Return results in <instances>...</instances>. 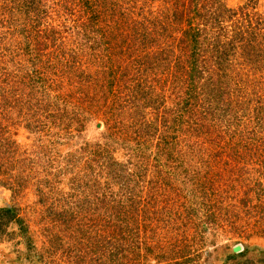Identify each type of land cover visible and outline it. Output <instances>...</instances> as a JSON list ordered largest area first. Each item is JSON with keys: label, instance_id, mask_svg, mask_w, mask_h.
<instances>
[{"label": "rangeland", "instance_id": "1", "mask_svg": "<svg viewBox=\"0 0 264 264\" xmlns=\"http://www.w3.org/2000/svg\"><path fill=\"white\" fill-rule=\"evenodd\" d=\"M257 33L264 0H0V264H264Z\"/></svg>", "mask_w": 264, "mask_h": 264}, {"label": "trees", "instance_id": "2", "mask_svg": "<svg viewBox=\"0 0 264 264\" xmlns=\"http://www.w3.org/2000/svg\"><path fill=\"white\" fill-rule=\"evenodd\" d=\"M217 4H220L219 2L217 3ZM212 7H214V5H211V8ZM216 9V8H215ZM215 9H213V10H215ZM214 13H217V15L215 16V17H213L212 18V21H210V22H214V24L216 25L218 22H217V17L218 16H221L220 15V13H219V10H218V12H214ZM244 14L246 15L247 14V11L246 12H244ZM89 23V25H90V29H93V30H91V32L92 31H97L98 29H96V28H98V26H96L95 25V22L94 21H92L91 23L90 22H88ZM94 25H95V27H94ZM96 29V30H95ZM198 30H200V28L198 27V29L196 28V31H198ZM238 33V32H237ZM195 34V33H194ZM196 35V34H195ZM255 36H256V38L255 37H253L251 34H250V36H249V40H250V42L249 43H252V44H254L252 47L250 46L249 48H251V49H253V51H258V52H260V53H264V42H262V41H264V35L263 36H260L258 33H257V35L255 34ZM117 38H118V36H117ZM229 38H230V42H232L234 39H236L237 41H239V40H242L241 39V37L240 36H238V34L237 35H234V36H230L229 35ZM121 38H119V40H120ZM106 40H108L109 42H110V40H109V38H107ZM108 41H105L104 39H103V43H108L109 44V42ZM43 42V40H39V43H42ZM116 42H118V43H111L110 42V46H111V51L110 52H112V50L116 47V49H117V51H118V49H119V47H118V45H120L121 43H123V40L122 41H116ZM101 41L100 42H98L97 41V45H98V47H100V46H102V44H103ZM118 47V48H117ZM116 51V52H117ZM119 52H120V49H119ZM74 52L72 51L70 54L71 55H69V56H72V59L75 61V58H76V55L75 54H73ZM115 56H118L117 54H115ZM65 58H66V56H65ZM250 60H253V58L251 57V59ZM251 62H253V61H251ZM34 63H36V62H34ZM117 63H119L120 65H122L121 63H122V60L120 59L119 61H117ZM72 64V63H71ZM193 68H194V66H192ZM71 72H72V74L76 77H80V74L77 72V67L76 68H68ZM34 71L36 72V75H34V78H36V83H33L32 85L33 86H30L31 87V89H32V91L34 92V90L36 89V88H34V87H40V89H42L43 91H47L46 92V96H52L53 94L51 93V92H55L54 90H56V91H60V90H63L64 88H65V84H63L62 85V83L61 82H58V81H55V76L54 75H57V76H61L60 74H56L54 71H49V70H43V69H40V68H35L34 69ZM127 75H130V71L129 72H126V76ZM81 78V77H80ZM29 86V85H28ZM54 89V90H53ZM50 90H51V92H50ZM52 94V95H51ZM56 94V93H55ZM103 94V93H102ZM60 94L58 93V94H56V95H54V96H52V98H57V100H59V101H61L62 99H61V97L59 96ZM100 97V96H99ZM62 98L64 99V96H62ZM42 101H44V100H41V102ZM62 101H64V100H62ZM50 103L51 102H53V101H49ZM48 102V103H49ZM3 104L2 103H0V108H2L3 106H2ZM264 167V166H263ZM211 216H213L214 215V211H211ZM103 243L105 244L104 246H107V244H106V242L103 240ZM101 248V250H99L98 252L99 253H101V254H103V255H105V256H107L108 258H110V260L111 259H113V258H119V257H121L122 255L121 254H119V253H121L122 252V247L121 246H115V247H108V249L106 248V247H104V249L102 248V247H100ZM97 252V253H98ZM96 253V252H95ZM96 253V254H97ZM93 261H95V262H97L98 264H101V262H102V258H101V256L99 255V254H97L94 258H93Z\"/></svg>", "mask_w": 264, "mask_h": 264}, {"label": "water", "instance_id": "3", "mask_svg": "<svg viewBox=\"0 0 264 264\" xmlns=\"http://www.w3.org/2000/svg\"><path fill=\"white\" fill-rule=\"evenodd\" d=\"M235 250H240V246H236L235 247Z\"/></svg>", "mask_w": 264, "mask_h": 264}]
</instances>
